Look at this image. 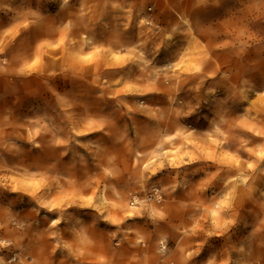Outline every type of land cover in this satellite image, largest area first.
Wrapping results in <instances>:
<instances>
[{
  "label": "rangeland",
  "instance_id": "1",
  "mask_svg": "<svg viewBox=\"0 0 264 264\" xmlns=\"http://www.w3.org/2000/svg\"><path fill=\"white\" fill-rule=\"evenodd\" d=\"M264 264V0H0V264Z\"/></svg>",
  "mask_w": 264,
  "mask_h": 264
},
{
  "label": "crops",
  "instance_id": "2",
  "mask_svg": "<svg viewBox=\"0 0 264 264\" xmlns=\"http://www.w3.org/2000/svg\"><path fill=\"white\" fill-rule=\"evenodd\" d=\"M136 252L139 254V259L136 262H130L129 264H149L145 256V250L143 248H138Z\"/></svg>",
  "mask_w": 264,
  "mask_h": 264
}]
</instances>
